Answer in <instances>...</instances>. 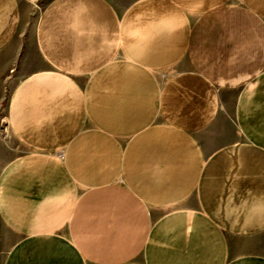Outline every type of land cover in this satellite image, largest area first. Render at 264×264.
I'll return each instance as SVG.
<instances>
[{"label": "crops", "instance_id": "1", "mask_svg": "<svg viewBox=\"0 0 264 264\" xmlns=\"http://www.w3.org/2000/svg\"><path fill=\"white\" fill-rule=\"evenodd\" d=\"M26 4L0 0V264H264V0H46L41 66Z\"/></svg>", "mask_w": 264, "mask_h": 264}, {"label": "rangeland", "instance_id": "2", "mask_svg": "<svg viewBox=\"0 0 264 264\" xmlns=\"http://www.w3.org/2000/svg\"><path fill=\"white\" fill-rule=\"evenodd\" d=\"M27 4L25 7V18L22 23V30H21V44L22 48L27 52L29 55L30 62L34 66H41L42 62L38 54V50L36 49L34 42H33V27L36 21L37 15L40 11V8L45 3L46 0H24ZM116 6L122 8L127 3L131 2L132 0H111ZM11 86V81L8 82L5 97H7L9 93V89ZM2 125V126H1ZM4 127V129H2ZM0 138L3 140V144H6L7 151L4 156L1 158L2 163L10 159L13 155L18 154L25 150L24 146L17 142L16 140L11 138L9 127L7 126V120L5 114L1 116L0 121ZM2 132V133H1ZM3 253L0 252V260L2 258Z\"/></svg>", "mask_w": 264, "mask_h": 264}]
</instances>
